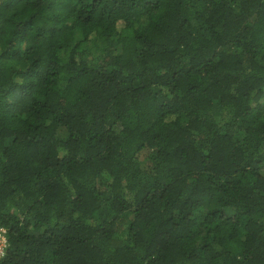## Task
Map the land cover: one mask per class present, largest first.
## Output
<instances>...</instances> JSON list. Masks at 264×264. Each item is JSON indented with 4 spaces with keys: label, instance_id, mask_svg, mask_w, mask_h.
I'll return each instance as SVG.
<instances>
[{
    "label": "trees",
    "instance_id": "trees-1",
    "mask_svg": "<svg viewBox=\"0 0 264 264\" xmlns=\"http://www.w3.org/2000/svg\"><path fill=\"white\" fill-rule=\"evenodd\" d=\"M0 264H264V0H0Z\"/></svg>",
    "mask_w": 264,
    "mask_h": 264
},
{
    "label": "built area",
    "instance_id": "built-area-1",
    "mask_svg": "<svg viewBox=\"0 0 264 264\" xmlns=\"http://www.w3.org/2000/svg\"><path fill=\"white\" fill-rule=\"evenodd\" d=\"M7 247V229L0 226V258L5 254Z\"/></svg>",
    "mask_w": 264,
    "mask_h": 264
}]
</instances>
